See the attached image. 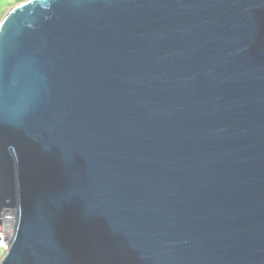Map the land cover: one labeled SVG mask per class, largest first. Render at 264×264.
I'll list each match as a JSON object with an SVG mask.
<instances>
[{"label": "water", "instance_id": "water-1", "mask_svg": "<svg viewBox=\"0 0 264 264\" xmlns=\"http://www.w3.org/2000/svg\"><path fill=\"white\" fill-rule=\"evenodd\" d=\"M0 264H264V0H26L0 22Z\"/></svg>", "mask_w": 264, "mask_h": 264}, {"label": "bare ground", "instance_id": "bare-ground-1", "mask_svg": "<svg viewBox=\"0 0 264 264\" xmlns=\"http://www.w3.org/2000/svg\"><path fill=\"white\" fill-rule=\"evenodd\" d=\"M18 223V212L17 210H6L4 213V229L6 234L13 235L15 233Z\"/></svg>", "mask_w": 264, "mask_h": 264}, {"label": "built area", "instance_id": "built-area-1", "mask_svg": "<svg viewBox=\"0 0 264 264\" xmlns=\"http://www.w3.org/2000/svg\"><path fill=\"white\" fill-rule=\"evenodd\" d=\"M6 210H17V212H18L17 207H15V208H9V209H6ZM14 235H15V233L13 235H11L9 233L6 234L5 229H4V226H3V234H2V238L0 240V263L2 261L1 258H4L3 257L4 254L6 255L7 251L9 250V248L12 245V242H13V239H14Z\"/></svg>", "mask_w": 264, "mask_h": 264}, {"label": "rangeland", "instance_id": "rangeland-1", "mask_svg": "<svg viewBox=\"0 0 264 264\" xmlns=\"http://www.w3.org/2000/svg\"><path fill=\"white\" fill-rule=\"evenodd\" d=\"M26 0H0V22L3 17L16 5L24 2ZM5 256V254H4ZM3 256V257H4ZM3 259V258H1Z\"/></svg>", "mask_w": 264, "mask_h": 264}]
</instances>
